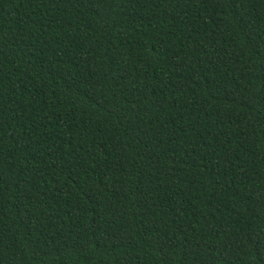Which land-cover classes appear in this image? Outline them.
<instances>
[{
  "label": "trees",
  "instance_id": "1",
  "mask_svg": "<svg viewBox=\"0 0 264 264\" xmlns=\"http://www.w3.org/2000/svg\"><path fill=\"white\" fill-rule=\"evenodd\" d=\"M0 264H264V0H0Z\"/></svg>",
  "mask_w": 264,
  "mask_h": 264
}]
</instances>
